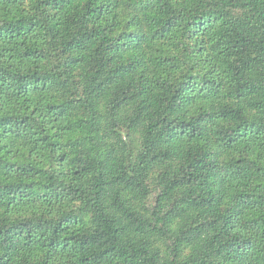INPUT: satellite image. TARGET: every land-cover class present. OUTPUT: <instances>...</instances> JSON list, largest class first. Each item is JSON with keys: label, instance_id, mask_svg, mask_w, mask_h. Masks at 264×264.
Returning a JSON list of instances; mask_svg holds the SVG:
<instances>
[{"label": "trees", "instance_id": "16d2710c", "mask_svg": "<svg viewBox=\"0 0 264 264\" xmlns=\"http://www.w3.org/2000/svg\"><path fill=\"white\" fill-rule=\"evenodd\" d=\"M0 264H264V0H0Z\"/></svg>", "mask_w": 264, "mask_h": 264}]
</instances>
